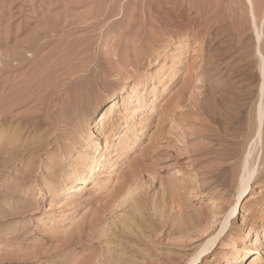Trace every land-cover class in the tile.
<instances>
[{
    "label": "rangeland",
    "instance_id": "1",
    "mask_svg": "<svg viewBox=\"0 0 264 264\" xmlns=\"http://www.w3.org/2000/svg\"><path fill=\"white\" fill-rule=\"evenodd\" d=\"M252 4L0 0V113L14 123L7 130L0 122V264H183L218 231L237 199L236 164L255 137L264 0ZM171 58L176 79L153 95L155 71L167 76ZM136 84L148 102L136 127L142 134L118 157L125 96ZM80 90L95 97L84 110L92 117L80 126H91L99 151L107 140L113 144L93 181L70 200L49 191L44 145L75 134L81 111L72 101L85 96ZM112 94L118 97L104 118L109 125L100 130ZM255 153L264 160V143ZM259 168L233 223L197 264H223L243 241L260 253L232 264H264V162ZM211 197L218 207L206 206ZM256 232L262 237L254 242ZM34 251L39 261L29 258Z\"/></svg>",
    "mask_w": 264,
    "mask_h": 264
},
{
    "label": "bare ground",
    "instance_id": "2",
    "mask_svg": "<svg viewBox=\"0 0 264 264\" xmlns=\"http://www.w3.org/2000/svg\"><path fill=\"white\" fill-rule=\"evenodd\" d=\"M248 1H249V4H250V7L252 8V6H253L252 0H248ZM120 13H121V11H120ZM133 18H131V20ZM145 30H146V28H145ZM142 32H141V35H142ZM256 34H257V38L260 37L259 30L256 31ZM139 36H140V34H139ZM137 43L139 44L140 42H137ZM137 47H139V46H137ZM134 48H135V46H134ZM126 50L128 51L130 49H126ZM132 51H133V48H132ZM257 51H258L257 57H258V63H259V70H260V74H261V83H259V85H260L259 86V93L257 95V99H256V102H255V111H254V113H255L254 114L255 115V119H254L255 120V137H253L252 138L253 140L250 142L251 143V147L249 146L250 148L248 149V151H246V154L243 156V158H241V160L236 164V167H235V174H236V176H235L236 177L235 178L236 179V189H235V191L237 193V199H236L235 202L232 201L230 203L229 209L227 210L225 215H223V220L221 221V224H220V227H219L218 231L216 233L212 232V234H210L208 236V239L203 244H200V246L196 249V251L193 254H191L185 260V262L183 264H197L200 261V259L202 258V255H204L209 249H211L213 246H215L217 244V241L221 240V236L224 233V231L227 229L228 224L230 223V225H231L233 223L232 221L229 222V220H230L231 217H233L235 215V212H236L237 207H238L237 205H238V202H239L240 198L243 196V194L246 192V190L251 186V184L254 181H256L261 176V173L259 171V169H260L259 167H260V164H262L264 162L263 155H260L259 157H257L258 154L255 153V149L257 147L258 148L261 147V149H262L263 143H264V54H263V52H262L263 50L260 48V46L258 47ZM130 52H131V50H130ZM134 52H136V51L134 50ZM128 53H129V51H128ZM128 57H130V56L127 55V59H128ZM137 59H138V57H137ZM171 59H172V61L168 65V68L170 70H169L167 76L163 77V75L161 76V72L155 71L156 73H155L154 81H153V83L154 82L155 83L152 85L153 95L157 93V89H158L159 86H161V88L162 87L166 88L167 85H169V84L171 85L175 81L176 76H177V70H176V68H174L175 67L174 65H175V62H176V60H175L176 58H171ZM126 60H124V61H126ZM130 60H133V59L130 58ZM134 61H135V59H134ZM121 65H123V64H121ZM126 69H127V67H126ZM63 73H65V72H63ZM128 73H130V71H127L126 75H128ZM63 76H64V74H63ZM66 76L67 77H71V76L65 74V77ZM77 81L74 82V84L77 83ZM66 82H64V83L66 84ZM87 83H86V85H87ZM61 84L62 83H60V85ZM74 84H73V86H74ZM60 85H59V87H61ZM85 87L87 89V86H85ZM88 87L90 88V86H88ZM136 87H137V84L134 85L133 88H131L129 90L128 94L125 96L126 99L130 100V106H127L124 109L125 110V117H124L125 120L122 123V127L120 129V135H118V139L121 141L120 145H118L117 147H115L113 149V150H116V153L118 154V157H121L122 155H125L133 147L134 143L139 140V138L141 137V134H142L140 132V130H136V127H137V124L140 123L139 114H141L143 111L146 110V106H147L148 102H147L145 93H140V94H136L135 93ZM70 88H71V86H70ZM70 88H68V89H70ZM77 88H79V85H78ZM82 88H79V89H82ZM59 89H58V91H59ZM62 90H65V89H62ZM70 91L71 92L73 91L72 93L75 92L73 89L70 90ZM83 91H84V88H83ZM83 91H81V92H83ZM86 91L88 92V90H86ZM78 92L79 91H77V93ZM67 93H69V91L66 92V94ZM83 93L85 94V92H83ZM79 94L80 93H78L77 95L75 94V95L78 96ZM70 95L73 96L71 93H70ZM111 97H112V100L110 101V105L108 106L107 111L102 116V122H101V126L102 127H101L100 130H105L107 128V125H109L108 123L105 122L104 118L107 116V114L109 115L113 111V108L115 106V99L118 96H116V94H112ZM94 98L95 97H94L93 92H92V93H89L87 95L85 94L84 97L83 96L80 97V100L77 101V103L74 100L73 101L69 100L68 101L69 104L74 102L75 106L77 105L79 107V111H81V112H79L78 116L75 115L76 112H74V114H73L74 116H77V118H78L77 121L74 120V122L78 123L77 124L78 126L75 129L76 130L75 134L72 135L71 138H69L67 141L63 140L61 138L62 135H63V134H61L60 135L61 137H57V138L55 137L54 138L53 143L52 142L49 143V141H48L44 145V152L46 153V156L44 155L45 156L44 165L47 168L46 178L48 180V184H49V187H50L49 191H54L55 190V192H51V193L56 194V195L69 194L70 195L69 197H71L70 200L74 199V197L77 195L75 193L83 192V190L85 189L86 185L88 183H90L91 181H93V178L95 177L96 172L98 170H100L104 166L105 155H106L107 151L111 148V145L113 144L112 140H107L106 146H105V150L103 152L99 151L98 142L93 139V137H92L93 133L90 131V127L91 126L89 128L88 127L84 128V127L80 126V124H79V123H81V121L87 122L90 119V117H92L91 114L89 113L90 111L89 112H85L84 110H86L88 105H91L94 102V100H95ZM69 99H71V98H69ZM137 99L140 100V104L139 105H134V102ZM64 101H65V99H64ZM66 104H67V102L65 103V105ZM65 105L63 107L64 108V112L63 113L67 112L68 108H69V112L73 110V109L71 110V108H70L73 105H70V107H68V105H66L68 108H67V111H65V109H66ZM78 107H76V110H77ZM73 108L75 109V107H73ZM80 109H83V110H80ZM101 111H104V110H101ZM69 112H67V113H69ZM72 112H71V114H72ZM71 114H68V116L71 115ZM6 116H7L6 114L0 113V122L3 123V121H4V123H7L8 119H7ZM72 118L70 119L71 121H72ZM74 118H76V117H74ZM64 119H65V116H64ZM70 120H67V121H70ZM64 121H66V119ZM13 124H14L13 122L7 123L6 124L7 125L6 126L7 130L12 128ZM3 127H4V124H3ZM71 129H72V127H71ZM135 130H136V132H135ZM53 132H55V131L53 130ZM70 135H71V133H70ZM44 139H49V137L48 138H44ZM85 142H86V145H85ZM49 146H50V148H49ZM74 153H76L77 155H76V157L73 160H71V158H72ZM80 159H81V161H79ZM95 161H96V163L94 164ZM68 163L70 165L68 166V168H69L68 172H66L65 171V169H66L65 165L68 164ZM71 175H72V178H70ZM263 175H264V173H263ZM101 177H103V176H101ZM70 180H74V182L69 184ZM124 185L121 187V191L119 193L121 196L126 193V190H128L127 186L126 185L124 186ZM258 185L262 189L263 183L259 182ZM48 193H49V195H51L50 192H48ZM119 196H117V197H119ZM198 198L202 199L203 197L199 196ZM205 204L209 208L218 207L219 201H217L216 197H211V198H209L207 200V202ZM209 208L208 209L204 208L205 212L213 213L212 211L214 209H209ZM217 217L219 218L220 216L217 215L216 218ZM262 233L264 234V231ZM255 234H256V238H255L254 242L260 240L261 237H262L261 233L256 232ZM241 243L242 244L240 246H233L230 249V253L225 258L223 264L235 263L239 258L245 256V254L247 252H252V254L260 253L258 246L257 247H253V248H249V246L246 243H244V241L241 242ZM29 258L36 259L37 261H39V259H40L38 257V255H37V251L32 252V256L29 257ZM26 259H28V258H26Z\"/></svg>",
    "mask_w": 264,
    "mask_h": 264
}]
</instances>
